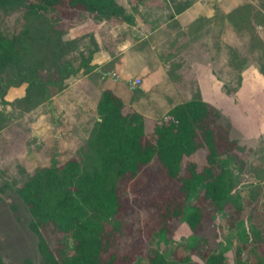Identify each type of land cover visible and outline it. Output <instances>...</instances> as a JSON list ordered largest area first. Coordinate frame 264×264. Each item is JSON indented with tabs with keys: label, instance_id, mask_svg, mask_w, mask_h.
I'll use <instances>...</instances> for the list:
<instances>
[{
	"label": "trees",
	"instance_id": "16d2710c",
	"mask_svg": "<svg viewBox=\"0 0 264 264\" xmlns=\"http://www.w3.org/2000/svg\"><path fill=\"white\" fill-rule=\"evenodd\" d=\"M143 1L132 0L133 10ZM218 3L221 26L227 21L239 37L236 16L223 8L228 5L225 0ZM14 7L22 10L26 20L51 13L47 28L56 40L57 77L43 79L38 63L22 65L29 25L11 35L0 30L1 97L10 87L26 83V93L37 89L49 98L50 87L61 91L69 76L93 71L91 61L97 50L93 36L94 47L77 67L58 61L60 36L81 15L106 24L132 20L118 0H0V9ZM254 17L246 21L252 28V42L260 38ZM253 64L264 77V62ZM96 112L99 118L90 139L96 163L90 170L80 173L74 156L62 163L53 157L17 190L38 237V264H169L150 242L155 237L170 239L182 221L194 236L191 249L204 264H227L225 254L209 241L216 230V214L222 213L231 229L242 220L244 205L233 192L234 166L245 163L246 146L232 137L222 112L198 96L177 102L162 119H148L109 88L102 89ZM197 153L203 156L201 162L191 159ZM250 239L248 257L238 251L235 264H264L260 224L252 226ZM181 262L202 264L189 256ZM0 264H6L1 255Z\"/></svg>",
	"mask_w": 264,
	"mask_h": 264
},
{
	"label": "rangeland",
	"instance_id": "374dc122",
	"mask_svg": "<svg viewBox=\"0 0 264 264\" xmlns=\"http://www.w3.org/2000/svg\"><path fill=\"white\" fill-rule=\"evenodd\" d=\"M119 1L132 7V0ZM194 1L198 0H144L141 10L159 25L172 10ZM225 3L228 5L223 8H229L228 13L236 16L241 26L240 36L235 37L228 23L222 27L220 92L217 94L215 90L214 96L212 90L205 93L209 99L213 96L214 106L230 123L232 137L246 146L242 156L245 163L234 166L237 183L233 191L241 198L244 209L241 222L233 229L222 213L216 214V230L209 242L225 254L227 264H235L238 251L243 258L249 255L247 247L252 226L260 224L264 228V77L253 64L256 60L264 62V0H225ZM145 6L159 8L150 10ZM253 16L252 22L260 38L252 42V28H248L246 21ZM25 18L19 8L0 9V30L11 35L22 30L25 24L29 25V37L23 41L22 65L38 63L43 79L56 78L53 55L56 40L47 28L51 24V13L29 20ZM96 23L88 14H83L60 36V45L56 47L61 51L60 65L77 67L88 56V51L94 47L88 29L96 27ZM160 45L163 50L164 42ZM103 87L115 88L126 103L148 119L157 120L162 119L174 103L200 95L195 88L179 92L177 96L172 90H163L164 96H160L156 94L161 92L160 88L131 89L123 81L114 82L110 78L102 83L100 75L94 71H80L69 76L61 91L50 87L53 94L49 98L45 91L37 89L27 93L25 90L23 96L11 101L0 95V255L6 264H38L40 261L38 237L30 227L31 216L17 194L25 179L38 167L49 164L53 157L60 163L76 157L80 173L90 170L96 163L90 139L99 118L96 110ZM191 159L201 162L203 156L197 153ZM194 241L192 231L182 221L170 239L155 237L150 247L163 254L169 264H182L185 256L204 264L205 261L191 249ZM199 243L207 245L204 241Z\"/></svg>",
	"mask_w": 264,
	"mask_h": 264
},
{
	"label": "crops",
	"instance_id": "0c3cea01",
	"mask_svg": "<svg viewBox=\"0 0 264 264\" xmlns=\"http://www.w3.org/2000/svg\"><path fill=\"white\" fill-rule=\"evenodd\" d=\"M118 2L132 15L131 22L106 24L101 21L88 29L97 44L91 65L100 75V81L103 83L107 78L123 81L131 89L160 88L158 95L163 90H172L177 96L179 92L195 88L204 101L215 105V90L217 94L220 92L222 26L216 10L219 1L181 4L159 25L142 12L141 5L134 11L130 5ZM156 8L159 7L145 6L150 10ZM226 23L224 21V28ZM162 42L165 44L163 50L160 49ZM136 79L140 80L137 86ZM25 90L23 84L10 87L4 97L11 101L23 96ZM111 90L121 97L115 88ZM206 90H212L211 99L206 97Z\"/></svg>",
	"mask_w": 264,
	"mask_h": 264
},
{
	"label": "built area",
	"instance_id": "2783aa9c",
	"mask_svg": "<svg viewBox=\"0 0 264 264\" xmlns=\"http://www.w3.org/2000/svg\"><path fill=\"white\" fill-rule=\"evenodd\" d=\"M139 82H140V80L136 79V80L134 81V84H135V85H136V84H139Z\"/></svg>",
	"mask_w": 264,
	"mask_h": 264
}]
</instances>
